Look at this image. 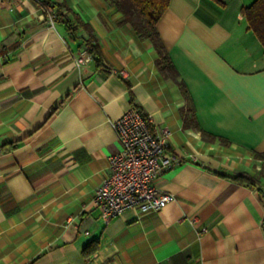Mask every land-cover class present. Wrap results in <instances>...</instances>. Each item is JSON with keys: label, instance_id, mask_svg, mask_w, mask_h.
I'll return each mask as SVG.
<instances>
[{"label": "crops", "instance_id": "crops-1", "mask_svg": "<svg viewBox=\"0 0 264 264\" xmlns=\"http://www.w3.org/2000/svg\"><path fill=\"white\" fill-rule=\"evenodd\" d=\"M62 1L51 24L36 0H0V264H264V46L241 14L253 0H169L155 29L171 69L110 0ZM76 15L100 65L75 64L89 52L87 30L63 21ZM129 107L172 130L182 163L156 186L175 200L105 219L93 193Z\"/></svg>", "mask_w": 264, "mask_h": 264}, {"label": "built area", "instance_id": "built-area-1", "mask_svg": "<svg viewBox=\"0 0 264 264\" xmlns=\"http://www.w3.org/2000/svg\"><path fill=\"white\" fill-rule=\"evenodd\" d=\"M48 21L53 24L57 17L44 0H36ZM92 60L90 53L75 58L76 66ZM119 74L124 75L122 71ZM116 132L118 148L109 156L108 171L93 193V203L105 219L125 209L141 213L156 211L175 196L156 186L157 180L170 168L182 163V159L169 149L172 130L167 125L156 127L147 113L129 107L111 121ZM197 226V217L189 218ZM200 227V231H205Z\"/></svg>", "mask_w": 264, "mask_h": 264}, {"label": "trees", "instance_id": "trees-1", "mask_svg": "<svg viewBox=\"0 0 264 264\" xmlns=\"http://www.w3.org/2000/svg\"><path fill=\"white\" fill-rule=\"evenodd\" d=\"M116 5V7L122 13V22H129L135 33L144 39H149L156 48L158 57L156 64L160 69H171L172 65L168 60V57L163 49L161 41L155 29V24L161 14L164 12L168 5L169 0H110ZM52 9L55 8L56 15H59L62 8L69 10L64 3H50V0L45 2ZM241 14L247 22L248 29H250L260 43L264 46V0H253L247 6L241 8ZM74 20H71L68 16H65L63 21L71 31L79 26L84 27L88 32V37L84 40L88 47V53L91 54L92 59L97 65L101 64L102 53L100 46L97 42V38L93 32V28L89 23L83 22L78 15L74 16ZM180 87L183 89V85L180 83ZM205 134V133H204ZM212 136V135H211ZM5 144V143H4ZM259 155V154H257ZM263 156V155H259ZM237 181L247 184H253V177L247 173H238L234 176ZM87 250V249H86ZM90 251L87 250L86 254Z\"/></svg>", "mask_w": 264, "mask_h": 264}, {"label": "rangeland", "instance_id": "rangeland-1", "mask_svg": "<svg viewBox=\"0 0 264 264\" xmlns=\"http://www.w3.org/2000/svg\"><path fill=\"white\" fill-rule=\"evenodd\" d=\"M264 186V185H263Z\"/></svg>", "mask_w": 264, "mask_h": 264}]
</instances>
